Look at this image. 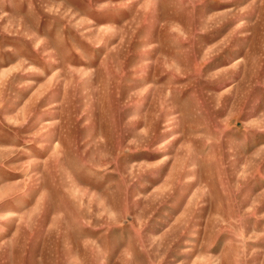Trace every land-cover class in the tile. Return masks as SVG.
Instances as JSON below:
<instances>
[{
	"label": "rangeland",
	"instance_id": "1",
	"mask_svg": "<svg viewBox=\"0 0 264 264\" xmlns=\"http://www.w3.org/2000/svg\"><path fill=\"white\" fill-rule=\"evenodd\" d=\"M0 264H264V0H0Z\"/></svg>",
	"mask_w": 264,
	"mask_h": 264
}]
</instances>
